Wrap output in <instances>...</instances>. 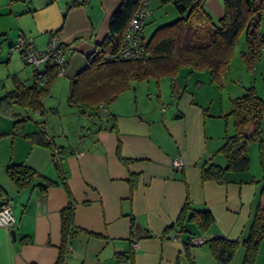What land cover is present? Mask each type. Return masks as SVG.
<instances>
[{
  "label": "crops",
  "instance_id": "0c3cea01",
  "mask_svg": "<svg viewBox=\"0 0 264 264\" xmlns=\"http://www.w3.org/2000/svg\"><path fill=\"white\" fill-rule=\"evenodd\" d=\"M173 1L146 0L145 40L156 27L178 18ZM120 2L0 0V33H13L8 48L18 32L39 50L49 34L56 33L67 55L66 74H56L51 81L41 99L42 112L16 103L0 107V192L11 198L16 219L15 238L0 226V264H55L61 243L60 210L68 201L63 181L76 201L74 224L79 228L65 264H218L205 242L214 236L239 239L228 264H241L245 252L241 241L248 235L264 185V136L259 152L257 145H249L246 170L226 171L222 184L212 179L203 182L200 163L224 166L225 158L217 150L234 132L235 116H227L231 99L243 93L228 97L224 109L220 95V105L214 108L206 93L205 99H197L195 88L204 81H189L204 71L187 75L182 71L178 82L185 89L179 97L170 94L169 77L161 76L131 80L114 99L93 108L70 101L73 77L108 36L109 18ZM167 4L176 12L169 19L162 7ZM204 5L213 20L223 13L221 0H206ZM8 60H14L11 50ZM44 72L34 76L32 69L25 68L23 77L12 73L10 89L4 92L14 88V80L40 87ZM62 112L67 121L58 133L52 116ZM17 119H25L20 132H14ZM40 129L61 150L63 180L55 169L52 148L31 137ZM261 129L264 134V118ZM177 158L181 166L173 164ZM11 163L26 165L53 184L42 190L35 185L37 178L19 187L7 175ZM130 178H134L132 187ZM186 200L197 209L210 210L214 221L207 231L192 222L186 223L187 232L167 229ZM191 237L204 241L191 245ZM253 264H264V238Z\"/></svg>",
  "mask_w": 264,
  "mask_h": 264
},
{
  "label": "trees",
  "instance_id": "16d2710c",
  "mask_svg": "<svg viewBox=\"0 0 264 264\" xmlns=\"http://www.w3.org/2000/svg\"><path fill=\"white\" fill-rule=\"evenodd\" d=\"M142 1L121 0L117 10L109 18L108 36L87 57V64L72 79L69 96L71 102L93 108L95 104L107 103L114 99L119 92L128 87L131 80L139 81L147 77L161 76L169 77L170 94L179 97L185 86L180 88L178 76L185 70L186 75L193 71L206 70L216 87L222 88V78L228 72L230 59L234 56V48L242 32L247 44L246 50L241 52L245 66L252 69L255 60L264 49V30L261 29V22L264 20V0H221L223 13L216 21L212 19L204 5L206 0H174L172 4L179 16L172 22L156 27L150 38L144 39L145 50L148 53L146 60L106 59V53H115L121 46L130 19ZM168 1L160 0L161 4ZM63 47L65 48L64 45ZM43 74L45 80L40 87L14 80V88L0 97V107L16 103L42 112L41 99L48 92V86L56 76L57 69L55 66H47ZM231 104L228 114L235 116L234 132L225 138V142L217 150L223 154L225 164L219 166L211 161H202L200 179L203 182L212 179L222 184L226 181V171L246 170L249 165L247 152L249 141H260L264 99L253 86H248L241 96L231 99ZM24 120L14 121V132L18 130L20 132L22 129L20 122ZM246 129L250 130L249 134H246ZM31 135L34 141L56 148L52 146L45 131L40 129ZM60 151L58 149V156H54L53 161L57 173L63 180L66 170ZM6 169L7 175L19 187L33 184L37 178L40 181L35 185L42 190L53 184L32 168L20 163L8 164ZM132 180L134 181V178H130V182ZM133 183L131 182V187L134 186ZM63 185L68 194V201L60 210L61 243L55 264H65L67 245L79 231L74 224L76 201L64 181ZM183 204L175 222L167 229L187 232L186 223L192 222L199 230L207 231L214 221L210 210L207 207L197 209L188 200ZM252 213L248 235L241 241L245 250L241 264H253L258 246L264 238V185L260 186L258 203ZM205 242L208 243L209 251L218 264H228L240 243L239 239L233 240L225 236H214Z\"/></svg>",
  "mask_w": 264,
  "mask_h": 264
},
{
  "label": "rangeland",
  "instance_id": "374dc122",
  "mask_svg": "<svg viewBox=\"0 0 264 264\" xmlns=\"http://www.w3.org/2000/svg\"><path fill=\"white\" fill-rule=\"evenodd\" d=\"M164 7V9H166V14L167 17L169 19V17L174 14H176L174 8H172L171 4H167L166 7ZM154 9V8H153ZM154 11H156L157 14V9H154ZM160 14V12H159ZM216 21L217 18H214ZM261 29L264 30V20H262L261 22ZM8 33H10L8 31ZM13 33L11 32L10 36H6L5 33H0V96L3 95L5 92V90L10 89L11 86V77H12V73L17 74V76L19 77H23V75H25L24 70L26 68L27 71L29 70H33V66L28 64H23L22 60L20 59L19 53L16 52V50H13V48H8L9 46V38L12 37L13 38ZM19 34V32H18ZM17 33L16 35H14V41L13 43L16 41L17 38ZM244 33L242 32V34H240V37L238 39V43L235 45L234 48V56H232V58L230 59V63H229V69L227 74L222 78L223 80V87L222 88H217L216 85L210 80V76L209 73L205 70L204 73L202 74H197V75H193V77L189 78V81H191V83L195 82L194 79H199L201 81H204V84L199 83V87L195 88L196 90V96L197 99H201L203 100V98L205 99V93L207 95V98H211L212 99V103L214 108L220 104H218L219 100H220V95L222 96V104H223V109L226 108V106H224L225 101L228 99V97L230 96H235V95H241L244 92V89L248 86H253L254 90L257 91L258 95L264 99V50L261 51V55L256 59L258 61H256V64L254 62V67L252 69H249L247 66H245V62L243 60L242 54H241V49H245V42H244ZM11 50V53L13 54L14 60L9 61V51ZM186 71V70H185ZM185 71H183L185 73ZM29 74V72H26ZM28 76V75H27ZM209 81H211L212 86L210 87ZM138 94V93H137ZM67 99H65L64 105H66L67 103ZM215 103V104H214ZM66 108L61 107V110H65ZM226 110V109H225ZM60 113L59 117L58 116H52L53 121L55 122L54 124H57V130L58 133H60V128H61V124H65V122L67 121V115ZM52 115V114H50ZM227 116H230V114H228ZM231 117V116H230ZM68 131H66L65 133L67 134ZM262 136H264V134H262V129H261V133H260V141H254V140H250L249 144H248V148L249 149V145L251 143H253L252 145H257V152H259L260 150L258 149L260 142L262 143Z\"/></svg>",
  "mask_w": 264,
  "mask_h": 264
},
{
  "label": "built area",
  "instance_id": "2783aa9c",
  "mask_svg": "<svg viewBox=\"0 0 264 264\" xmlns=\"http://www.w3.org/2000/svg\"><path fill=\"white\" fill-rule=\"evenodd\" d=\"M145 4L146 1L143 0L141 6L131 17L128 28L125 34H123L124 37L121 46H119L115 53H106V59H141L142 61L147 59L146 57L148 53L145 50L144 36L142 34L145 23L144 18L149 13ZM47 38L48 41L46 45L43 49L39 50L32 42L25 39L22 33H19L16 41L12 44V48L19 53L21 60L25 64L33 66L34 76L43 72L47 66H55L57 74L64 75L66 74L67 55L63 43L56 33H50ZM40 66H42V68ZM58 153L57 148H52L53 157H57ZM173 164L181 166L182 161L177 158L173 160ZM15 222L16 219L12 213L11 198L6 193L0 192V226H3L8 230L15 229ZM203 241L204 240L201 237H191L189 239V244L199 245ZM69 250L70 246L67 245V252Z\"/></svg>",
  "mask_w": 264,
  "mask_h": 264
},
{
  "label": "water",
  "instance_id": "95a60500",
  "mask_svg": "<svg viewBox=\"0 0 264 264\" xmlns=\"http://www.w3.org/2000/svg\"><path fill=\"white\" fill-rule=\"evenodd\" d=\"M10 233H11L10 236H12L13 238H15V229H11V230H10Z\"/></svg>",
  "mask_w": 264,
  "mask_h": 264
}]
</instances>
